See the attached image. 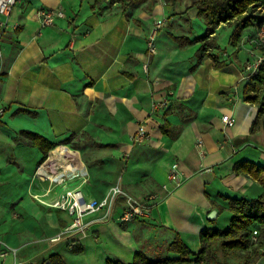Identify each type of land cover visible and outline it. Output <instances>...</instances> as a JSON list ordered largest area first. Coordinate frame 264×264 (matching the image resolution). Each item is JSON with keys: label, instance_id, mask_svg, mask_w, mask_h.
I'll return each instance as SVG.
<instances>
[{"label": "crops", "instance_id": "0c3cea01", "mask_svg": "<svg viewBox=\"0 0 264 264\" xmlns=\"http://www.w3.org/2000/svg\"><path fill=\"white\" fill-rule=\"evenodd\" d=\"M188 3L22 0L8 16L0 15L6 21L0 32V247L9 250L0 264H52V256L63 264H132L137 253L152 260L158 253L174 258L166 247L176 234L197 252L199 232L218 228L217 221L230 214L213 202L226 206L224 197L261 191L257 180L234 171L243 160L264 165V127L250 132L258 105L243 94L251 81L243 65L259 55L251 42L256 26L244 29L239 42L228 37L227 47L218 42L216 29H230L228 23L200 40L206 24ZM39 7L62 9L64 16L42 26ZM158 17L167 23L158 29L156 51L150 53L147 35ZM163 96L168 105L154 109ZM225 113L235 117L232 127L223 123ZM139 130L144 136L135 140ZM21 131L56 145L42 160L41 150ZM59 145L77 151L86 181L54 184L43 199L52 201L78 184L87 196L101 199L118 183L139 199L158 195L148 214L120 221L118 200L111 218L91 222L85 235L50 241L70 216L30 194L50 185L34 175L39 164L58 173L63 160L48 158ZM174 161L182 180L178 186L169 182L164 191ZM213 209L216 215L208 218Z\"/></svg>", "mask_w": 264, "mask_h": 264}, {"label": "trees", "instance_id": "16d2710c", "mask_svg": "<svg viewBox=\"0 0 264 264\" xmlns=\"http://www.w3.org/2000/svg\"><path fill=\"white\" fill-rule=\"evenodd\" d=\"M192 7L196 8L198 16L206 24V33L200 40H205L220 23H228L233 27L232 42H239L244 29L250 26L257 28L264 22V14L260 10L264 8V0H189L186 8ZM249 79L251 81L245 84L243 94L246 101L258 105L250 127V132H254L258 127H264V60L259 64L258 72ZM21 133L41 150L42 160L56 145L36 132ZM71 137L62 142L66 143ZM234 171L257 180L262 189L253 197H224L226 206L212 203L219 210L226 209L230 212L229 224L225 229H202L199 232L200 248L197 252H192L176 234L166 247V251L176 254V257L152 260L143 253H137L132 264H264L260 262L264 258V165L243 160L235 163ZM254 230L255 241L252 240ZM234 257L238 260L231 263L230 260ZM51 258L52 264H63L57 256ZM106 264L123 263L107 260Z\"/></svg>", "mask_w": 264, "mask_h": 264}, {"label": "built area", "instance_id": "2783aa9c", "mask_svg": "<svg viewBox=\"0 0 264 264\" xmlns=\"http://www.w3.org/2000/svg\"><path fill=\"white\" fill-rule=\"evenodd\" d=\"M20 1L22 0H0V15H3L4 17L8 16L15 4ZM36 15L40 24L42 26H46L51 25L56 17L64 16V12L62 9L39 7L36 11ZM166 23V17H158L153 20L150 31L147 35V49L150 53H155L156 33L158 29ZM5 26L6 21L0 20V32L5 28ZM251 42L255 46L264 44V22L257 26L256 33L251 39ZM262 60H264V56H257L254 59L247 60L243 65L244 77H247L249 79L251 76L255 75L258 72V66ZM143 67L145 69L146 65H143ZM1 73L2 68L0 48V75ZM168 103V97L163 96L160 99L154 101L153 108H163L166 107ZM1 113L2 109H0V114ZM221 119L223 123L228 127H232L235 123V117L227 113L223 114L221 116ZM143 136V131L139 130L134 139L142 140ZM63 146L67 147L66 145ZM196 146L200 151H202L201 139H197ZM71 150L77 153L75 149ZM70 160L71 161L69 162H71V165L75 164V166H71L70 168L65 169L62 164L57 165L58 173L56 174L45 169L42 164H39L34 171V175H36V177H38L39 179H48L50 185H48L43 193H31L30 195L40 203L52 208H56L58 210L65 211L70 216V221L63 228L61 234L51 237L50 241H57L63 238V236L71 234L79 233L80 235H85L91 222L111 218L118 200L122 201V210L119 215L120 221H132L138 217H144L148 214L152 204L158 197L157 194L151 193L145 199H139L127 193L118 183H116L109 187L104 197H102L101 199H95L87 196L81 189L80 184H78L73 187L64 188L57 194L55 199H53L52 201H46L45 199H43V196L49 193L51 187L54 184H63L65 180L74 178H80L82 183L86 181V168L84 162L79 157V154L77 153V156L74 159ZM63 163L67 164L65 159L63 160ZM166 179L167 181L161 185V189H163L164 191H169V182H172L174 186H178L181 183L182 179L180 178L178 163L176 161L171 163L167 171ZM94 213L100 214L98 217L90 221H85L84 217L86 215ZM255 239L256 231L254 230L252 234V240L255 241ZM70 245H74V241H72ZM8 252V247H0V257L5 256Z\"/></svg>", "mask_w": 264, "mask_h": 264}, {"label": "rangeland", "instance_id": "374dc122", "mask_svg": "<svg viewBox=\"0 0 264 264\" xmlns=\"http://www.w3.org/2000/svg\"><path fill=\"white\" fill-rule=\"evenodd\" d=\"M260 10H261V13L264 14V8H262ZM232 30H233L232 26L230 29L228 27H225L223 29H216V37H218V42L220 43L221 46H224V45H225V47L228 46L227 41H228V37H231ZM225 41H226V44H224ZM256 47H258V50H259L258 56H264V45H257ZM256 57L257 56H254L253 58H249L248 60L254 59ZM230 217H231V214H229V215L225 214L224 217L219 219L217 221L218 228L225 229L227 227V225L229 224ZM162 257H163L162 253H158L157 255H154L155 259L162 258ZM237 260H238V258L234 257V258H231L230 262L235 263ZM260 262L264 263V258H262L260 260Z\"/></svg>", "mask_w": 264, "mask_h": 264}, {"label": "bare ground", "instance_id": "6f19581e", "mask_svg": "<svg viewBox=\"0 0 264 264\" xmlns=\"http://www.w3.org/2000/svg\"><path fill=\"white\" fill-rule=\"evenodd\" d=\"M54 152L53 156H49L48 160L50 159L52 162L58 161V159L66 160L67 164L61 163L65 169L70 168L71 166H75V164L71 165L70 159H74L77 156L76 152H73L68 147L59 145L52 150ZM77 164V163H76Z\"/></svg>", "mask_w": 264, "mask_h": 264}, {"label": "water", "instance_id": "95a60500", "mask_svg": "<svg viewBox=\"0 0 264 264\" xmlns=\"http://www.w3.org/2000/svg\"><path fill=\"white\" fill-rule=\"evenodd\" d=\"M216 215V210H211L209 213H208V218H213L214 216Z\"/></svg>", "mask_w": 264, "mask_h": 264}]
</instances>
